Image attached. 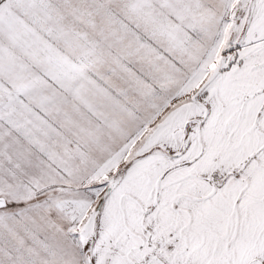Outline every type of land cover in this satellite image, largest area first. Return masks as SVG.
Here are the masks:
<instances>
[{
  "label": "snow or ice",
  "instance_id": "obj_1",
  "mask_svg": "<svg viewBox=\"0 0 264 264\" xmlns=\"http://www.w3.org/2000/svg\"><path fill=\"white\" fill-rule=\"evenodd\" d=\"M0 264H264V0H0Z\"/></svg>",
  "mask_w": 264,
  "mask_h": 264
}]
</instances>
